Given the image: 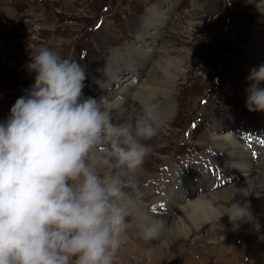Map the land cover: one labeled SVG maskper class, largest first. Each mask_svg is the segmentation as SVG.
<instances>
[{"label":"rangeland","instance_id":"1","mask_svg":"<svg viewBox=\"0 0 264 264\" xmlns=\"http://www.w3.org/2000/svg\"><path fill=\"white\" fill-rule=\"evenodd\" d=\"M261 2L0 0V122L8 118L16 99L34 83L35 73L26 67L32 50L47 47L61 58L77 61L88 72L85 96L115 99L132 80L133 87L128 89L131 95L124 97V103L132 104L145 101L133 93H139L144 80H157L158 91L171 81L160 68L155 69V75L152 73V61L137 45V34L142 33L143 41L153 45V54L158 57L164 46H170L173 56H181L187 50L191 61L181 64L187 71L174 85V110L169 119L157 126L155 136L142 141L148 146V154L137 172L125 178L135 182L136 187L142 186V197L151 214L170 217L173 211L168 208L166 191L173 184L171 172L178 168H201L214 177L221 172V185H215L216 190L251 178V171L244 167L221 171L213 160L216 148L211 143L219 132L224 137L243 139L246 145L251 140L249 136L255 146L260 147L264 141V112L248 111L243 95L250 84L234 74L248 61L245 46L250 40L249 31L256 28L264 32ZM153 6L167 10L157 31L143 24V16ZM143 26L144 32L140 31ZM109 50H114L111 58ZM251 130L256 135L249 132L247 138L239 134ZM248 148L260 153L251 145ZM130 194L133 196L132 190ZM162 206L165 209L157 210ZM237 224L234 228L225 216L224 220L207 223L189 241H180L177 248L171 246L178 239L175 232L169 234L172 240L166 239L168 244L159 238L151 244L158 246L160 253L169 250L172 264H214L216 255L220 260L217 264H264V225L260 227L258 220L247 217ZM165 234L159 237H166ZM126 242L115 264H156L140 260L141 249L146 245L131 230Z\"/></svg>","mask_w":264,"mask_h":264},{"label":"clouds","instance_id":"2","mask_svg":"<svg viewBox=\"0 0 264 264\" xmlns=\"http://www.w3.org/2000/svg\"><path fill=\"white\" fill-rule=\"evenodd\" d=\"M26 67L34 83L0 122V264H115L130 230L151 261L162 224L133 213L123 178L157 134L152 110L114 123V102L85 96L86 69L47 47ZM248 79L245 106L264 112V65ZM223 207L234 228L249 213L239 201Z\"/></svg>","mask_w":264,"mask_h":264},{"label":"bare ground","instance_id":"3","mask_svg":"<svg viewBox=\"0 0 264 264\" xmlns=\"http://www.w3.org/2000/svg\"><path fill=\"white\" fill-rule=\"evenodd\" d=\"M262 2L261 3L264 4V0H262ZM155 9L156 8L153 6L150 11L145 13L143 16V24L147 23V26L149 25L157 31L160 30L163 20L167 17V10L162 11L156 9L155 11ZM140 31L144 32V26L143 30L141 29ZM249 35L250 40L248 45L245 46V56L248 61L242 68H240V70H236L234 74L244 78V80L251 85L252 83H255V81L248 79L250 70L253 68L259 69L261 65H264V32L255 28L249 31ZM136 39L138 40L137 45L141 47V51L147 55L149 61H152V73L155 75V69L158 68L163 70L164 74L171 79L169 86H163L162 89H160L161 91H158L157 80H149L148 78V80L141 82L142 86L139 93L133 91V93H136L137 98L139 95L140 97H143L145 101L139 104H132L131 101V103H124V97H129L131 95L128 93V89L133 87L132 80H130L126 86L122 87L117 98H107L106 100L114 102L115 106L112 110V112L114 111L112 117L114 123H134L136 118L143 115L147 108L152 110L156 118V126H158L163 120H167V118L169 119L174 110L175 103L173 98L175 96L173 95V88L180 78L183 79L186 68L181 64L188 61L190 55L187 50H184L183 55L181 56L170 55L172 49L170 46H164L161 49L160 57H158L153 54V45H151L150 42L143 41L142 33L137 34ZM127 49H129L128 46ZM130 51L131 49L127 52L129 53ZM109 52V58H111L114 50H109ZM154 55L157 56V58L154 59ZM256 55L257 57H262L261 60L258 59L257 61ZM243 96L245 98L244 100H246V95ZM140 106H142V108ZM245 124L243 128L246 127ZM249 132H251V135L252 133H256L251 130L246 131V133L242 131L239 134L241 137L248 138L249 134L247 133ZM214 136L216 137H212L211 145L216 148V158H213V160L220 167L221 171L224 172V170L230 167H244L251 171V178L244 179V181H235L227 187L225 185L224 188L223 185L220 189L216 190L215 185H221V172L214 177L208 172H203L201 168L200 171L194 168L191 171L189 170L190 166H187L186 168H178L171 172L170 177L173 184L172 187L166 191V194L169 195L167 196L169 202L168 208L173 212L170 217H163L160 215H153L151 214V211L146 209L145 198L142 197V186L139 184L138 187H136L135 182L127 181L128 179L125 180L127 177H124V180L129 182L132 186L131 190L133 192V198L135 196L138 197L137 201H135L136 199L134 200L132 207L133 213L138 214L139 216L147 214L150 218L161 222L162 227L160 234L166 233L165 235L167 236L163 238L159 237V241H163L164 245L168 244L166 239L172 240L169 235L171 232L177 234L176 236L178 239L175 238L176 240L172 241L173 243L171 245L173 248H177L180 241L193 238L199 231L203 230V227H205L207 223L212 224L217 220H224L225 216L219 219V213L224 211L223 206H229L230 203H235L237 201L248 206L249 213L246 215L247 218L256 219V221L258 220L260 222V227L264 225V141L261 143L260 147L255 146L254 143L251 142L253 138L249 136L251 140L248 145H251L253 149L257 151H260V153L257 154L249 150L248 145L243 142V139L240 140L237 137L229 135L224 137L220 132L218 135L215 134ZM254 155L256 157H254ZM212 179L213 182H215L214 184H212ZM163 209H165V207L162 206L157 210ZM177 209H179V211ZM151 243H153V241ZM153 247L155 248V251L151 261H148V263L155 262L156 264H172L174 262L173 258H170L169 256V250L168 252L160 253L158 246L153 245ZM170 247H167V249ZM215 257L214 264H217L220 260L218 255ZM144 259L147 260L145 257L141 256L140 260L143 261Z\"/></svg>","mask_w":264,"mask_h":264}]
</instances>
